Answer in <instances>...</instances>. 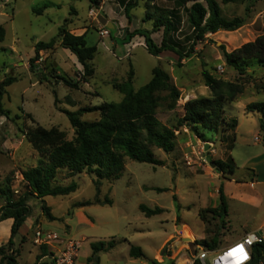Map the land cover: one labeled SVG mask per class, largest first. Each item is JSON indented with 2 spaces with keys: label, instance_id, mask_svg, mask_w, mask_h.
I'll return each mask as SVG.
<instances>
[{
  "label": "rangeland",
  "instance_id": "1",
  "mask_svg": "<svg viewBox=\"0 0 264 264\" xmlns=\"http://www.w3.org/2000/svg\"><path fill=\"white\" fill-rule=\"evenodd\" d=\"M128 1L102 0L100 6L91 8L86 0H0V26L6 34L5 40L0 41V84L14 78L2 100L10 117H0V207L6 203L2 190L9 187L13 198L17 199L26 190L22 173L46 163L26 140L23 130L36 124L45 129L56 127L66 140H73L74 130L62 111L76 112L104 103H121L123 95L113 85L123 83L131 68L135 72L132 84L135 90L151 81L155 67L171 75L172 82L181 91V98L175 111H160L158 118L173 127L183 116L187 101L194 96H208L209 92L211 96L210 89H205L204 70L225 83L241 86L243 93L233 102H224L225 129L215 135L212 142L203 143L190 130L182 128L175 132L174 152L167 154L154 148L156 158L164 161L165 166L127 159L119 179L102 181L98 199L109 198L112 205L96 204V176L85 173L72 176L69 171H59L53 186L75 183L78 189L68 196L30 200L31 214L13 239L20 264H34L37 258L34 255L41 253L33 243L37 228L54 233L64 242L81 241L77 264L87 263L92 255V244L111 241L114 248L100 254V264H170L188 243L195 241L200 245L217 234L219 254L264 222V111L246 110L251 103H264V68L255 66L240 76L226 64L221 50L223 46L231 53L264 35V14L261 15L264 0H230L227 4L218 0L225 18H244L245 25L237 32L208 35L196 46V55L181 62L172 52H164L159 57L150 55L144 39L139 36L129 44L121 43L134 31L148 30L154 42L160 45L163 34L153 31V23L146 21L147 6H153L151 10L171 9L175 0H140L138 7L131 11L130 20L125 13ZM44 6L47 8L43 14L34 12ZM99 15L107 18L114 29L102 26ZM185 21L182 11L183 32L176 34L180 38L188 35ZM63 26L77 36L87 33L88 45L97 48L92 61L95 74L88 83H81L79 89L67 87L60 79L79 82L82 66L59 42L53 49L40 52V58L35 61L36 73L30 70L36 44L49 42ZM104 30H108V35H102ZM27 114L34 122L26 118ZM99 117L96 112L85 114L82 119L95 121ZM202 146H205L203 158H209L208 164L201 160ZM229 158L235 164L233 174L211 166ZM222 185L229 195L228 214L216 220L208 217L210 222L205 223L198 214L219 205L218 190ZM86 201L93 204L77 207ZM43 202L55 220H49L43 212ZM140 205L150 209L159 207L164 212L146 217ZM7 220L0 222V238L6 234ZM181 237L189 241H182ZM10 238L11 235L8 240ZM133 247L141 249V258L130 256ZM189 248L190 252H196L195 243L189 244ZM38 264H52V260L42 259Z\"/></svg>",
  "mask_w": 264,
  "mask_h": 264
},
{
  "label": "trees",
  "instance_id": "2",
  "mask_svg": "<svg viewBox=\"0 0 264 264\" xmlns=\"http://www.w3.org/2000/svg\"><path fill=\"white\" fill-rule=\"evenodd\" d=\"M86 1L90 3L91 8L100 6L102 2V0ZM138 1L140 0L126 2L125 13L129 20L131 11L138 7ZM228 1L230 0H223V4H227ZM174 3L175 6L171 9L151 10L153 6H147L146 21L153 23V31H162L160 45L154 42L152 33L148 30L134 31L128 34L121 43L129 44L132 39L139 36L144 39L150 55L159 57L164 52H172L178 56V62H181L185 59H192L197 53L196 46L204 42L208 35L219 31L234 32L245 25L244 18H225L218 0H175ZM46 8L47 6L36 8L34 12L41 15ZM182 11L185 13V25L188 29V35L184 38L176 36L183 32L181 28ZM86 35L87 33L77 36L65 26L60 27L57 36L49 42L36 44L35 57L30 60V70L36 73L35 61L40 58V52L53 49L59 42L60 46L69 50L82 66L79 82L74 83L66 78L60 79L67 87L79 89L81 83H88L95 74L92 61L97 48L88 45ZM5 36L4 28L0 26L1 42L5 40ZM221 50L226 64L240 76L246 75L249 68L255 66L264 68V35L231 53L227 52L223 46ZM134 77L135 72L131 68L123 83L113 85L114 89L123 95V100L119 104L104 103L97 107L81 108L76 112L62 111L68 116L75 133L71 141L66 140L64 133L56 127L45 129L36 124L33 128L23 130L26 140L46 160V163L22 173L26 190L17 199L13 198L9 187L2 190L6 203L0 207V222L7 219H13L14 222L9 242L0 247V264H20L18 262L19 251L15 250L13 239L31 214L29 202L32 198L42 200L46 196H68L77 191L78 187L75 183L66 187L53 186L59 171H69L72 176L84 173L96 176V204L112 205L109 198L104 201L98 199L102 181L112 182L119 179L125 170L127 159L154 166H165L164 161L156 158L154 148L167 154L174 152L177 145L175 132L182 128L190 130L203 143L212 142L215 135L224 132L225 129L224 102H233L243 93L241 86L225 83L204 70V84L210 89L211 96L197 97L187 101L183 106V116L173 127L164 124L158 118L160 111H175L181 98V91L172 82L171 75L163 68L155 67L152 70L151 81L139 90L133 88ZM13 82L14 78H8L0 84V117H10V112L3 108L2 100L6 94V88ZM246 110L248 112L264 111V103H251ZM96 112L100 114L98 120L84 121L82 119L83 115ZM26 118L34 122L31 115L27 114ZM235 125L234 122L233 126ZM262 129H264V124H262ZM215 165L219 171L224 173L233 174L235 171V164L231 158L225 161L219 160L215 162ZM158 191L166 190L158 189ZM218 194L219 205L213 209L201 210L198 214L205 223L210 222L208 217L216 220L228 214V198L223 185L219 188ZM92 204V201H86L77 204V207ZM139 209L146 217L164 212L162 208L150 209L144 205H140ZM42 210L49 220H55L44 202ZM222 224L224 225L223 221ZM216 238L217 234L210 241L203 240L200 245L214 251L217 247ZM24 239L25 237H22V242ZM40 248L41 253L34 264L52 255L49 247L41 246ZM113 248L114 242L112 241L92 244V255L87 259L86 264H100V254ZM130 256L141 258L143 254L140 248L133 247L130 250ZM250 264H264V244L254 246Z\"/></svg>",
  "mask_w": 264,
  "mask_h": 264
},
{
  "label": "built area",
  "instance_id": "3",
  "mask_svg": "<svg viewBox=\"0 0 264 264\" xmlns=\"http://www.w3.org/2000/svg\"><path fill=\"white\" fill-rule=\"evenodd\" d=\"M262 13L261 15H263ZM102 35H108V30H104ZM222 73V67L218 68ZM259 141V139L257 138ZM204 147L200 152L203 163L209 162V158H203ZM17 193V191L15 192ZM33 243L35 246H47L53 249L51 259L54 264H77L79 250L82 246L81 241H62L57 235L49 231H43L37 228L34 232ZM196 244V252H190L189 246H186L177 257L172 260L173 264H250L252 261L253 248L257 244H264V233H253L246 235L240 242H237L221 253L210 259V256L215 254L206 249L203 245ZM191 243V244H192ZM243 251H240V247Z\"/></svg>",
  "mask_w": 264,
  "mask_h": 264
},
{
  "label": "crops",
  "instance_id": "4",
  "mask_svg": "<svg viewBox=\"0 0 264 264\" xmlns=\"http://www.w3.org/2000/svg\"><path fill=\"white\" fill-rule=\"evenodd\" d=\"M219 32H226V31H219ZM237 32V31H236ZM226 33H229V32H226ZM233 33V32H232ZM79 35H83V34H79ZM205 89H206V91H209L208 90V87H205ZM205 91V92H206ZM204 92V93H205ZM207 93V92H206ZM208 96H203V97H209L210 96V92H209V94H207ZM196 98V96H194V97H192V99H195ZM224 189H225V187H224ZM225 194H226V196H229L227 193H226V190H225ZM7 222H8V226H7V229H6V234H5V236L4 237H2V238H0V246L2 245V244H5V243H8L9 242V240H8V236L9 235H11V229H12V225H13V219H8L7 220ZM27 222V221H26ZM25 222V223H26ZM24 226V225H23ZM22 226V227H23ZM22 227H21V229H22ZM181 227L182 226H179L178 227V229H181ZM184 228V227H183ZM20 229V230H21ZM20 230H19V232H20ZM256 232H258V233H263L264 232V222L261 224V225H259V226H257L253 231H251V232H249L248 234H253V233H256ZM247 234V235H248ZM22 237H25V235H23ZM182 241L183 240H185L183 237H181L180 238ZM22 241V240H21ZM189 244H191V243H188L186 246H189ZM38 247V246H37ZM40 250H41V248L40 247H38ZM220 249H218V247H216V249L214 250V251H211V252H213V253H217L218 251H219ZM49 251H53V249L52 248H50L49 247ZM36 256H38V253L36 252V254L34 255V257H36ZM46 258H51V256L50 257H46ZM46 258H44V259H46ZM52 260V259H51ZM53 263V262H52Z\"/></svg>",
  "mask_w": 264,
  "mask_h": 264
},
{
  "label": "water",
  "instance_id": "5",
  "mask_svg": "<svg viewBox=\"0 0 264 264\" xmlns=\"http://www.w3.org/2000/svg\"><path fill=\"white\" fill-rule=\"evenodd\" d=\"M98 20L101 23V25L106 27L108 30H113L114 29V25L111 22H109L107 20V18H105L104 16L99 15L98 16ZM209 147L210 146L208 144H206V149H209ZM211 166L216 168V165L214 163H211ZM185 240L189 241V239H185Z\"/></svg>",
  "mask_w": 264,
  "mask_h": 264
},
{
  "label": "snow or ice",
  "instance_id": "6",
  "mask_svg": "<svg viewBox=\"0 0 264 264\" xmlns=\"http://www.w3.org/2000/svg\"><path fill=\"white\" fill-rule=\"evenodd\" d=\"M240 251H243V247L242 246L240 247Z\"/></svg>",
  "mask_w": 264,
  "mask_h": 264
},
{
  "label": "bare ground",
  "instance_id": "7",
  "mask_svg": "<svg viewBox=\"0 0 264 264\" xmlns=\"http://www.w3.org/2000/svg\"><path fill=\"white\" fill-rule=\"evenodd\" d=\"M184 236H186V234H183ZM187 237V236H186Z\"/></svg>",
  "mask_w": 264,
  "mask_h": 264
}]
</instances>
